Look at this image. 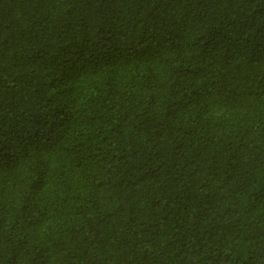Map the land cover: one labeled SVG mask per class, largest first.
Here are the masks:
<instances>
[{
  "label": "trees",
  "instance_id": "1",
  "mask_svg": "<svg viewBox=\"0 0 264 264\" xmlns=\"http://www.w3.org/2000/svg\"><path fill=\"white\" fill-rule=\"evenodd\" d=\"M0 264H264V0H0Z\"/></svg>",
  "mask_w": 264,
  "mask_h": 264
}]
</instances>
